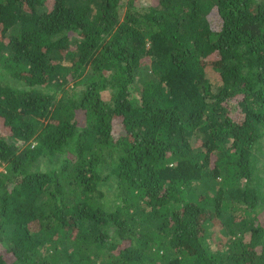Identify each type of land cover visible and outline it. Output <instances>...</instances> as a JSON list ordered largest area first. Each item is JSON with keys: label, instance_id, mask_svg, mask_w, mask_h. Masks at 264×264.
<instances>
[{"label": "trees", "instance_id": "obj_1", "mask_svg": "<svg viewBox=\"0 0 264 264\" xmlns=\"http://www.w3.org/2000/svg\"><path fill=\"white\" fill-rule=\"evenodd\" d=\"M0 264H264V0H0Z\"/></svg>", "mask_w": 264, "mask_h": 264}]
</instances>
